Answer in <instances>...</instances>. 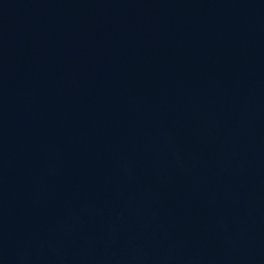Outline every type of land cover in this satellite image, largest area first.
<instances>
[{
	"label": "water",
	"instance_id": "1",
	"mask_svg": "<svg viewBox=\"0 0 264 264\" xmlns=\"http://www.w3.org/2000/svg\"><path fill=\"white\" fill-rule=\"evenodd\" d=\"M0 264H264V0H0Z\"/></svg>",
	"mask_w": 264,
	"mask_h": 264
}]
</instances>
